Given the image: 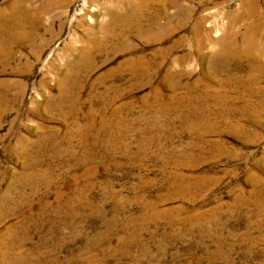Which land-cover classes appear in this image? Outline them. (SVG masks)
I'll list each match as a JSON object with an SVG mask.
<instances>
[{"label": "rangeland", "instance_id": "obj_1", "mask_svg": "<svg viewBox=\"0 0 264 264\" xmlns=\"http://www.w3.org/2000/svg\"><path fill=\"white\" fill-rule=\"evenodd\" d=\"M9 1L0 0L5 13ZM22 2L35 34L0 60V241L13 230L18 248L9 264H264V120L247 140L216 124L192 152L204 124L193 128L190 92L173 86L216 85L204 61L174 60L198 55L192 27L208 3L147 41L106 38L95 2ZM242 2L203 22L213 39ZM182 35L150 80L130 69L133 55L160 64L156 50ZM171 66L182 73L169 81Z\"/></svg>", "mask_w": 264, "mask_h": 264}, {"label": "bare ground", "instance_id": "obj_2", "mask_svg": "<svg viewBox=\"0 0 264 264\" xmlns=\"http://www.w3.org/2000/svg\"><path fill=\"white\" fill-rule=\"evenodd\" d=\"M21 1L10 0L9 12L5 13L4 7L0 8V60L11 56V46L16 40L35 34L37 24L30 23L27 27L26 23L31 21V10H23ZM53 1L55 3L58 0ZM67 1L69 0H63L65 3ZM199 1L208 3L207 8H210L208 16L203 14L197 16L192 27L191 43L198 55L175 56L174 60L179 62L189 58L204 61L208 70L216 73V78H213L216 85L212 88L209 86L210 82L198 80L192 84L175 82L172 84L175 87L187 88L190 92L191 108H187L190 110L187 114L189 122L194 125L193 128L204 124V130H200L197 139L190 143L189 148L192 152L197 146L205 143L204 135L200 132L217 131L216 124L219 132L226 129L245 140L260 133L258 125L261 124L260 120H264V86L260 84L264 80V0H243L240 9L236 7L228 15L223 34L217 39L212 38L211 30L206 28L203 22L210 17L214 21L216 11L229 0L213 4H210L209 0H86L87 4L95 2L98 10L94 14V19L101 22L100 26L106 38L118 40L135 35L142 36L147 41H160L184 28L192 17L195 2ZM170 8H173L174 12H169ZM102 16H107V19L101 20ZM36 19L38 21V18ZM235 22L244 24V30L237 31ZM218 31L216 28V33ZM185 39L186 35H182L172 43L158 48L156 53L160 54L161 58L158 59L160 64L156 62L152 65L144 56L133 55L128 65L134 73L150 80L152 74L154 76L169 58L174 47ZM209 42L211 43L208 45L209 50L202 53L205 43ZM152 56L155 59L158 55ZM242 60H245L243 64L240 63ZM179 73L182 71H174L171 66L163 76L170 81L171 76ZM78 78L76 75L69 79L74 84ZM65 82L66 79L63 78L60 84ZM157 87L153 86V91H157ZM4 99V93H0V100ZM154 103L157 106L164 105L157 99ZM26 178H29L26 174L21 176L22 180ZM250 194H253V191ZM242 199L244 202L245 197ZM6 208L7 205L0 206V211ZM5 238L0 241V251L2 262L9 264L13 262L12 256L18 249L14 231L9 230Z\"/></svg>", "mask_w": 264, "mask_h": 264}]
</instances>
